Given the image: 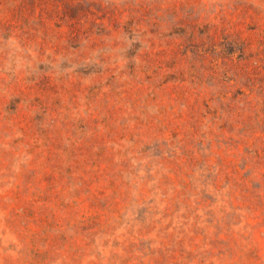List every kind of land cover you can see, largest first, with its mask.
<instances>
[{"label":"rangeland","instance_id":"obj_1","mask_svg":"<svg viewBox=\"0 0 264 264\" xmlns=\"http://www.w3.org/2000/svg\"><path fill=\"white\" fill-rule=\"evenodd\" d=\"M0 264H264V0H0Z\"/></svg>","mask_w":264,"mask_h":264}]
</instances>
